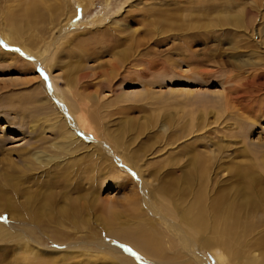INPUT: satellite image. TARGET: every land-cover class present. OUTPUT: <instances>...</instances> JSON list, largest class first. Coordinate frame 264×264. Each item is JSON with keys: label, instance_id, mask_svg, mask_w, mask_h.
I'll return each mask as SVG.
<instances>
[{"label": "rangeland", "instance_id": "rangeland-1", "mask_svg": "<svg viewBox=\"0 0 264 264\" xmlns=\"http://www.w3.org/2000/svg\"><path fill=\"white\" fill-rule=\"evenodd\" d=\"M26 1L29 0H0V190L19 185L21 190H17L13 198V203L19 207H25L26 200L36 202L31 199L35 194L37 198L60 199L58 204L64 205L62 192L67 189H61L58 185L61 179L56 176L65 172L66 165L71 162V167L83 155L103 156V163L89 158L78 172H85L80 175L81 181L94 180V202L90 195H85L87 184L81 186V199H76L77 194L73 192L66 194L71 202L80 206V201L84 200L87 205V209L79 208L86 222L76 229L68 223L39 228L22 225L17 219L20 211L1 206L2 198L16 189L0 192V264H121V258L130 264H158L127 241L131 236L128 232L140 235L135 232L140 226L138 221L128 216L129 200L136 190L142 201L150 195L148 200L156 203L157 208L165 198L170 202L175 200L158 190L153 192L154 188L164 181L165 162L180 158L179 161H185L195 152L202 158L211 157V162L217 164L210 176L214 180L204 189L205 196L209 199L224 187L231 192L230 200H234L231 204L240 207V187L243 186L240 178L247 163L264 161V115L247 113L243 108L249 105L256 110L264 109V0H47V6L54 9L51 15L47 14L36 27L24 33L20 26L22 32L15 37V44L8 45L7 27L11 22L18 25V8ZM60 5L62 10L56 12ZM163 19L164 25L159 23ZM116 26L134 34V38H130L133 39L130 52L142 61L136 63L132 58L127 59L133 72L124 79H113L111 93L107 88L108 71L112 70L111 61L119 57L116 50H112L118 49L117 43L105 36L109 32L106 28ZM223 34L227 36L225 40ZM236 36L243 39L239 41ZM74 38L85 40L87 45L85 52L80 50L71 58L69 54L75 43L67 42ZM107 39L112 43L106 45ZM108 50H112L111 56ZM78 68H83V72L75 73ZM126 70H121V75ZM136 70H141L142 75L136 74ZM203 70L205 74L200 73ZM83 73L102 74L87 82L104 84L98 100L90 91L92 87L89 94L86 92L89 98L78 97L79 102L89 108L88 114L94 122L91 128L101 135L98 136L100 144L90 138L95 139L93 134L87 136L89 131L78 128L75 119L79 113L74 112L77 111L75 104L68 98ZM248 76L254 77L250 80L251 86L244 85ZM66 80H72L74 85ZM64 98L68 99L72 115ZM59 120L71 131V137L66 140L61 139L60 127L54 126ZM175 136L181 137L173 139ZM112 140L119 148L111 147ZM184 147L190 153L183 158L178 151ZM103 148L106 153L111 148V155L98 153ZM138 148L142 151L136 159L134 152ZM114 152L116 156H112ZM118 153L124 154L128 164L118 162ZM32 156L35 168L25 169L23 160ZM256 169L255 173L264 181V170ZM118 172L121 173L120 188L118 184L117 189L111 190L108 185ZM23 174L29 179L19 182L17 178ZM177 174L180 175L176 172L172 176L178 178ZM128 176L133 186L122 180ZM144 177L151 178L149 190L143 183ZM72 178L76 186L75 181H78ZM183 178L177 181L186 187L190 183L192 191L188 185L187 196L180 195L176 200L189 203L193 191L199 190L198 181H193L194 177L192 181L189 177ZM192 182H196L198 188ZM111 206L119 218L111 222L112 230L106 232L108 225L102 221L110 215ZM184 206L180 207L182 215L192 210ZM261 208L251 213L252 220L229 222L230 229L219 237L230 244L226 250L231 258L234 257L232 250L238 247L235 259L221 255L218 245L212 249L200 246L203 263L219 264L212 253L215 249L228 264H264V208ZM146 209L142 206L140 211L147 212ZM240 214L244 215L242 209ZM216 216L221 217V222L225 218L223 211ZM205 221L208 229L211 223L208 219ZM219 225L218 229L223 226ZM113 229L127 233L118 237ZM162 231L167 229L164 227ZM163 232L155 237L147 234L159 244L167 241L162 237ZM203 237L206 235L197 236L196 244L199 245ZM233 242L237 243L232 245ZM98 246H112L114 251Z\"/></svg>", "mask_w": 264, "mask_h": 264}, {"label": "bare ground", "instance_id": "bare-ground-1", "mask_svg": "<svg viewBox=\"0 0 264 264\" xmlns=\"http://www.w3.org/2000/svg\"><path fill=\"white\" fill-rule=\"evenodd\" d=\"M46 3H47V0H29V1H26L25 4L21 5L18 8V13L16 14L20 19V21L18 22V25L16 24V22H14V23L11 22V25H8L9 27H7L8 36H6L5 40H6V43L8 45L12 46L13 43L15 44V39H16L15 37L17 35H19L20 32H22L21 30H19L20 26L22 27V30L24 33V31H27L28 29L30 30V29H33L34 27H36L38 23H40L41 21H43L45 19V16L47 14L51 15L52 10H54V9L52 6H47ZM61 6L62 5L58 6V8L55 9L56 12L62 10ZM81 7H83V9L86 8L84 5H82ZM14 8H16V6H14ZM164 21H165V19H163L162 22H159V23L164 25L165 24ZM173 21H175V20H173ZM169 22L172 23L171 21H169ZM25 23H26V25H25ZM166 23H167V21H166ZM106 30L109 32L107 33L106 36H105V32H103V35L105 37L111 38L113 41H115L117 43L116 48H118V49H112V50H116L115 54L119 57V58H117V60H114V61L112 60L111 61L112 63L110 64V68L112 70L108 71L109 76L107 75L109 78V82H107V85H108L107 88H109L108 89V91H109L111 89L110 83L113 79H115L116 77H120L121 79H124V77H127L130 72H133L131 66L127 65V59L128 58H132L134 60V62H136V63L141 62L142 60H140V59L137 60L138 59L137 57H133L131 55L132 51H131V48H129V46L133 42V39H130V38H132V37L134 38V36H133L134 34L132 35L131 33L127 32L126 30H123L119 26H116V28H113V29L106 28ZM226 37L227 36L225 34H223V40H225ZM74 39H75V41H74ZM74 39H72V40L70 39L67 42V43H71L73 41V43H75L74 44L75 45L74 50L71 51L69 54L71 58H74V53L78 54V52H81V51L85 52L86 49H84V46L87 45L85 40H80V39H76V38H74ZM111 39H107L106 45H109L112 43ZM234 39H235V37H234ZM236 39H238L240 41L243 38L240 36H236ZM77 44H80V45H77ZM111 51L108 50V52H107V54L110 56L112 55ZM84 68H86V67H84ZM125 69H127L126 73L121 75V70H125ZM82 70H83V68L82 69L78 68L75 73H78ZM138 72H139V75H142L141 70L137 71L136 74H138ZM99 73H93V74L83 73V74H80L78 76V80L75 82L76 83L75 84L76 89L72 90L70 92L71 96L68 97L75 104L77 111H74V112L79 113L75 119V123L77 124L78 128H80L81 130H84V131L85 130L89 131L90 134H87V136L93 134V136H95V139L92 136H90V138H92L93 142L98 143V144H100V140H98L100 137H98V136H101V135L95 133L94 132L95 130L93 131V129L91 128V123H94V122H93V118L91 117V115L88 114L89 108L87 109V104H82V102L80 103L78 97L84 96V98H89L87 95L89 94L88 91H89L90 87H92V89L90 91L93 92L94 97H95L94 99L96 100L99 97V92L102 90V88H104V86H103L104 84L101 81L95 82L94 84H91V85L87 84L88 81H90V80L92 81V78L94 80V79L98 78L100 75H102ZM200 73L205 74L206 72L203 70ZM253 78L254 77H251V76H248L247 79L244 78L245 82H246V84H244V85H246V86L250 85V83H251L250 80H252ZM66 81L69 84L74 85L72 80H66ZM86 92H88V94H86ZM111 93H112V91H111ZM59 98L62 100L61 97H59ZM66 100H68V99L64 98L65 103H67ZM66 105L68 106L69 104L67 103ZM69 106H68V108L70 110H68V111L71 114V112H73V111H72V108H70ZM247 106H249V105L243 106L244 110L246 108L245 112L254 113V114H255V112H262V115H264V109L257 108V110H256L254 108V106H249L248 108H247ZM260 107H262V106H260ZM139 109H140V107H139ZM128 110H129V107H128ZM250 111H252V112H250ZM165 120H167V119L165 118ZM168 120H170V119H168ZM59 121L62 124H58L57 122H59ZM59 121H55L54 126L60 127L59 132H60L61 139L66 140L67 138L71 137V131L69 130V128H67V126L63 123L62 120H59ZM67 131H69V132H67ZM57 133H58V131H57ZM183 135H185V134H183ZM177 137L180 138L181 136H177ZM177 137L175 136L173 139H176ZM103 138H104V136H103ZM168 139H169V137H168ZM170 139H171V137H170ZM72 140H75V139H72ZM102 140H104V139H102ZM115 141L118 143L117 139ZM102 142L104 143V141H102ZM112 143L114 144L113 146L111 145ZM112 143L110 144L111 147L113 149L115 147V149H116V147H117V146H115L116 143L114 141ZM118 146H120V144H118ZM92 148L93 147H91L90 149H92ZM117 148H119V147H117ZM185 148L186 147H184L183 150L178 151V154L180 153L183 158L190 153V150H185ZM110 149L108 150V152L111 155ZM140 150H141V148H138V150H136L134 152L136 159L140 156V153H141ZM93 151H92V153H93ZM116 152H118V151H116ZM116 152L112 153V156H116L117 155ZM86 153H88V152H86ZM98 153H102V155L108 157L104 148L102 150H99ZM98 153L96 155H98ZM118 155L120 157L118 162H120V163L126 162L128 164L127 159L124 157V154L118 153ZM125 155H127V154H125ZM102 157L103 156H100V155L99 156L92 155V156H88V157H85L83 155L81 158L78 159L79 161L72 163L71 167L69 165L71 162H69V164L66 165L65 172L62 175L56 176V179L58 177L61 179V181H59V183H58V185L61 187V189H64V190L67 189V190H65V193L62 192V195L64 196V198L62 197L63 202L65 203L64 205H61L60 203L58 204V202L61 201L60 199L59 200L58 199L53 200L52 198H49V196H45V198L40 196L41 199H39L40 197L37 198V194H35V196H32V197L30 196V197H31V199H34L36 202H31L32 200L31 201L26 200L25 203H27V205L25 204V207L24 206H21V207L16 206L13 203V202H15V201H13L14 200L13 198L16 195L17 190L18 191L21 190V189H19V185H17L18 188L12 187V186L9 188H7V186L3 187L4 192L13 190V188H15L16 191H11L10 196L6 195L4 200L2 198L3 203L0 202V203H2L1 206L9 208L10 210L12 208H14L15 210L20 211V212H18V213H20V215L18 216L17 219L20 221V224L25 225V226L34 225L35 227L39 228L38 226L53 227L51 224L57 225L58 223H61V225H62L64 223H68L71 227L75 226L74 229H76V228L80 227V225H82L83 223L86 222L84 220L85 216L82 215V212L79 208L80 207L86 208L87 205L85 203H83L84 200H82V202L80 201V206L78 205L77 202H74V201L71 202L67 198L66 194L68 195L70 192H73V193L77 194L76 199H81L83 197L80 194L81 193L80 192L81 186L86 187L85 185L87 184L88 187H86L85 195H90V198H92V201L94 202L95 185L92 183V181H94V180H91V181L88 180L87 182H83L80 180V175H81V173H85V172H80V174H78V172L81 171L83 164H86L89 161V158L93 159L97 163H100L102 161ZM32 160H34L33 156H32V159L26 158L23 160L25 162L24 163L25 169H32V168L34 169L35 168V165H33ZM179 160L177 159V161L171 160L167 163L165 162L164 171H163L164 181L163 180H162V182L160 181V185H157L153 191L156 193L157 192L156 190H158L161 194H167V196L169 197L170 200L171 199H175V200L170 202L169 200H167L165 198V199H163V202L161 201L162 203L160 204L159 208H157L158 205L156 206V203H152L150 200H148L150 195L147 196L145 194L147 198H145V196H144L145 199L142 201L141 196H138V192L136 190V192L132 193L133 194L132 200L131 199H130L131 201L129 200V205L131 207V210H130V212H129V210H127V211L129 212L128 216H132L131 217L132 219L138 221V224L140 226H138L135 229V232L138 231V234H140V235L138 237L137 234H134L132 231L128 232V233L126 231L116 232V230L113 229L115 231L114 232L115 235L118 237H121V236H124L125 233H127L129 235L131 234L130 238L128 236V239H127V241L131 244V246L134 247L137 251H140V253L142 255H144L147 259H153L158 264H204L203 260L201 259V255H200L201 251H202L201 247L211 246L210 249H212L213 247H216V245L219 246L220 251L222 253L221 255H225L226 257H229L230 252L228 250H226L228 248L227 244H229V243L227 241H221L219 239V237H221L222 233L226 234L227 231L230 229L231 225L228 224L229 222L233 221L236 224V221H238V222L239 221H245V218H246V221H247V219H248V221L252 220L251 215L253 216V214H251V213L255 212V210L262 209L261 207L264 208V181L262 180V178H260V175L258 173H255L256 168L260 169L259 171L264 170V161L261 163L260 162L256 163L255 161H253V162L249 163V165L247 163L246 169L244 170L242 178H240V179H242L240 181H242V183H243L242 184L243 186L240 187V191L242 193V195H241V197H242V203L241 204L242 205L240 204V207H236L235 206L236 204L235 205L231 204V202L233 203L234 200L231 201L232 199L229 197V195H231L230 190L226 189L224 187H221L209 199L205 196L204 189L206 187H208L209 182L214 180L210 176H211L212 171L215 170V166L217 165V164L214 165V163L211 162V157H209V158L203 157L202 158L198 153L195 152V153H192L191 155L189 154L188 158L185 161H179ZM102 163H103V161H102ZM65 164L66 163H63V165H65ZM95 166H97V164ZM243 167H245V165H243ZM98 168H99V166H98ZM127 168H129V167H127ZM137 170H138V167H137ZM94 171H96V170H94ZM120 172H118V174L116 173V175H117V177L115 176L116 178L111 179L112 183H109V185H108L111 190L112 189L115 190L118 188L119 180L121 178ZM157 172H159V171H157ZM176 172L180 173V175L177 174V176H179L178 178H174V176H172ZM54 176H55V174H54ZM72 177H74V179L78 181V182L75 181V183L77 184L76 186L73 184V181H72L73 178ZM183 177H189L190 180L192 177H194L193 181H196V182L198 181L197 185L199 186V190L193 191V193L191 194L192 197H189V199H190V200H188L189 203H186L183 201L177 202V200H176L180 197V195H182V197L187 196L186 195L188 192L187 187H188V185H190V183L186 187V186L182 185V183H180V181L179 182L177 181V179L181 180V178H183ZM13 179H15V178H13ZM17 179L19 180V182H21V181H25L26 179L28 180L29 177L27 175L23 174L21 177H18ZM122 180H125V182H127L131 185L134 184L132 182V180L129 179V176L124 177ZM144 181L145 182H143V183H146L145 188L151 186V184H150L151 178H145L144 177ZM187 182H188V180H187ZM196 182L195 183L192 182V183L196 185ZM11 184H13V183H11ZM198 186H197V188H198ZM213 186H212V188H213ZM121 187H122V184H121ZM137 187L135 184L134 188L137 189ZM190 187H191V185H190ZM193 187H194V185H193ZM119 188H120V184H119ZM209 188L211 190V186ZM189 189H190V191H192V187ZM3 191L0 190V192H3ZM45 194H43V196ZM237 194H239V193L237 192L236 195ZM7 196L9 198H7ZM188 196H190V195L188 194ZM208 196H209V194H208ZM25 197H26V195H25ZM160 197L164 198L161 195H160ZM160 197H158V198L160 199ZM239 198H240V196H239ZM74 200H75V198H74ZM235 201H237V200L235 199ZM126 203H128V202H126ZM184 204H185V206H184L185 208L192 209V210H188L185 213V215H182L181 214L182 212L180 211V207ZM237 204H238V201H237ZM142 206L147 208L146 209L147 212H141ZM91 207H92V205H91ZM88 209H90V207ZM241 209L243 210L244 215L243 214L238 215V212ZM109 211H110V215L105 216L104 220L102 221V222H104L105 226L108 225L106 232L112 230V229H110L111 222L112 221L115 222L119 218V214L116 213L115 210H113L112 206H111ZM112 211L114 212V216H113ZM222 211L225 214V218L221 222L220 221L221 217H217L216 213H220ZM87 214H86V216H87ZM145 214L149 215V217L143 216ZM84 215H85V213H84ZM150 215L153 217H157L158 220L150 217ZM223 217H224V215H223ZM207 219L211 223V225L209 226L208 229L206 228L207 223H205L206 222L205 220H207ZM160 221H162V222H160ZM164 222H166V223H164ZM262 222L263 221H261V223ZM120 224H117V225H120ZM169 224H171V225H169ZM219 224H223V226L221 225V227L218 229L217 227L220 226ZM248 224L250 225V223H248ZM56 225H55V227H56ZM163 225H165V226H163ZM58 226H60V225H58ZM82 226H84V225H82ZM160 227L161 228L163 227V228L160 229ZM164 227L167 229L166 232L162 231V230H164ZM183 227H185L188 231H186ZM161 231L165 234V235H162V237L165 240H167L165 243H164V241H162L161 243L156 244L148 237V234L153 236V237L158 236L162 233ZM207 231L209 232V234H207ZM203 234H205L206 237H203L204 239L199 243V245L196 244V242H197L196 237L199 235H203ZM190 237H192V238L195 237V238L192 239ZM262 238L264 239V237H262ZM233 241H235V240H233ZM236 243L237 242H233L232 245H234ZM218 246H217V248H218ZM238 246H239V244H238ZM260 246L262 247L261 243H260ZM98 247L100 249H106L109 252L114 251V248H112V246H111V248H104L102 246H98ZM230 248L232 249V247H230ZM237 248H234V251L232 250V252H234L233 253L234 259L239 252V249L237 250ZM213 250H214V252H213ZM213 250H212L213 256L216 258V260L219 262V264H225L224 261L226 259L221 258L220 253H218V251L216 252L215 249H213ZM240 254H242V253H240ZM188 255H190V256H188ZM230 258H231V256H230ZM233 258H231V259H233ZM119 262L121 264H130L124 258L119 259ZM226 263L228 264V262H226ZM152 264H155V263H152Z\"/></svg>", "mask_w": 264, "mask_h": 264}]
</instances>
